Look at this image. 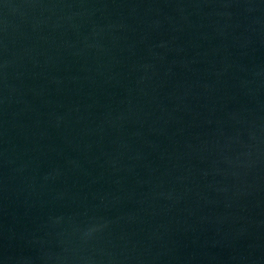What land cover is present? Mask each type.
Returning <instances> with one entry per match:
<instances>
[{"label":"water","instance_id":"water-1","mask_svg":"<svg viewBox=\"0 0 264 264\" xmlns=\"http://www.w3.org/2000/svg\"><path fill=\"white\" fill-rule=\"evenodd\" d=\"M0 264H264V0H0Z\"/></svg>","mask_w":264,"mask_h":264}]
</instances>
